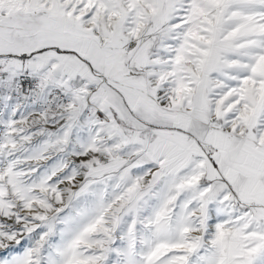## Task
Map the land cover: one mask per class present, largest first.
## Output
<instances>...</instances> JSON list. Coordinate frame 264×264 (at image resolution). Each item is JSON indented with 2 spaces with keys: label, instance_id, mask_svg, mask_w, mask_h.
Instances as JSON below:
<instances>
[{
  "label": "snow or ice",
  "instance_id": "obj_1",
  "mask_svg": "<svg viewBox=\"0 0 264 264\" xmlns=\"http://www.w3.org/2000/svg\"><path fill=\"white\" fill-rule=\"evenodd\" d=\"M0 264H264V0H0Z\"/></svg>",
  "mask_w": 264,
  "mask_h": 264
}]
</instances>
